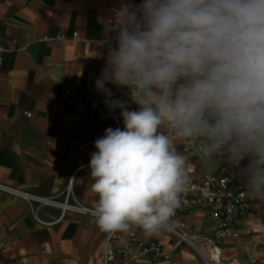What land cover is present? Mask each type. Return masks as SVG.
<instances>
[{
    "label": "clouds",
    "instance_id": "1",
    "mask_svg": "<svg viewBox=\"0 0 264 264\" xmlns=\"http://www.w3.org/2000/svg\"><path fill=\"white\" fill-rule=\"evenodd\" d=\"M108 30L115 35L95 88L110 112L120 110L123 128H106L91 153L98 227L171 230L190 179L177 140L203 158L225 157L246 194L264 201V0L125 3ZM108 85L127 88L138 108Z\"/></svg>",
    "mask_w": 264,
    "mask_h": 264
},
{
    "label": "crops",
    "instance_id": "2",
    "mask_svg": "<svg viewBox=\"0 0 264 264\" xmlns=\"http://www.w3.org/2000/svg\"><path fill=\"white\" fill-rule=\"evenodd\" d=\"M136 1L0 0V37L7 48L0 71L1 185L61 202L73 179L75 197L94 209L97 196L90 169L75 174L78 115L85 106L105 104L95 80L109 49L99 42L106 37L110 6ZM108 87L112 92L117 89ZM176 147L199 175L221 176L235 170L225 157L214 161L200 152L187 153L179 141ZM250 202L249 222L254 217L255 229H262L224 243L231 264H239V256L247 253L264 258V201ZM60 216L56 208H41L38 218L53 223L42 225L21 197L0 191V264H103L104 232L95 220L70 213L58 221ZM179 222L207 230L202 210L181 215ZM130 230L141 239L170 244L163 232L147 236L138 227ZM137 264H149L148 258ZM173 264L203 263L184 249Z\"/></svg>",
    "mask_w": 264,
    "mask_h": 264
},
{
    "label": "built area",
    "instance_id": "3",
    "mask_svg": "<svg viewBox=\"0 0 264 264\" xmlns=\"http://www.w3.org/2000/svg\"><path fill=\"white\" fill-rule=\"evenodd\" d=\"M140 2L141 0H137L133 4ZM121 5L112 4L110 6L108 23L114 16L115 10ZM108 23L106 37L99 42L101 47H109L111 38L115 35L109 32ZM77 37V34H74V38L77 39ZM59 38L65 39L66 36L60 35ZM6 52L4 40L0 37V71ZM113 98L125 101L130 109L134 110L137 106L129 99L127 88L116 89L113 92ZM27 116L32 115L27 114ZM108 127L123 128L119 109L110 112L106 104L83 107L78 115L77 129L80 145L73 157L77 167L75 174L82 169L89 168L91 153L97 150L94 142L104 135ZM164 132L171 134L168 129ZM177 141L183 144L185 152H199L195 144ZM188 170L189 184L187 190L181 194V206L171 219L172 228L161 231L168 235L170 244L167 246L159 241L141 239L134 230H130L127 234L118 232L115 235L104 232L103 264H137L143 257L148 258L149 264H173L184 249L192 251L204 261V264H221L224 260V243L227 240L237 241L242 233H260V230L255 227L251 228L252 230L247 229L252 206L244 184L238 183L239 177L236 170L221 176L210 173L199 175L190 165H188ZM0 191L21 197L42 225L53 224L38 218L40 209L47 207L60 210L61 216L58 221L70 213L95 220L93 209L85 206L75 197L73 179L68 183L61 202L57 201V197H36L29 192L11 189L1 184ZM199 210L204 211L206 232L187 223L179 222L181 215H194Z\"/></svg>",
    "mask_w": 264,
    "mask_h": 264
},
{
    "label": "rangeland",
    "instance_id": "4",
    "mask_svg": "<svg viewBox=\"0 0 264 264\" xmlns=\"http://www.w3.org/2000/svg\"><path fill=\"white\" fill-rule=\"evenodd\" d=\"M238 183H242L241 182V180H240V178H239V181H238ZM260 202H262V201H259L258 200V202L257 203H260ZM254 217L252 218V220L248 223V225H247V229L248 230H250L251 228H253L254 227V224H256L257 222H255L254 221ZM264 222V221H263ZM260 229H262L261 227H260ZM259 229V230H260ZM252 230V229H251ZM263 232H264V227H263ZM243 234V233H242ZM242 234H241V236H242ZM245 234H247V233H245ZM253 234H255V233H251V234H247V235H253ZM241 236H240V238H241ZM254 236V235H253ZM262 237H263V235H262ZM261 237V238H262ZM239 238V239H240ZM262 245V244H261ZM263 247H264V244L262 245ZM240 255V254H239ZM247 257H243V256H239V264H264V258L261 256V257H254L253 255H250L249 256V253H247V255H246ZM199 260H200V262H202L203 264H204V261H202L200 258H199ZM221 264H231V262H229V258H226V256H225V252H224V260L222 261V263Z\"/></svg>",
    "mask_w": 264,
    "mask_h": 264
}]
</instances>
